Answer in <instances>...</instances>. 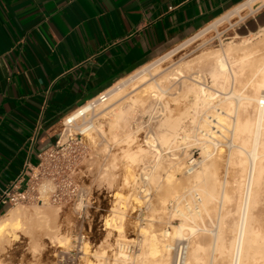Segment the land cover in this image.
<instances>
[{
	"label": "bare ground",
	"instance_id": "1",
	"mask_svg": "<svg viewBox=\"0 0 264 264\" xmlns=\"http://www.w3.org/2000/svg\"><path fill=\"white\" fill-rule=\"evenodd\" d=\"M262 4L264 0H243L206 24L194 36L186 38L174 49L137 68L99 96L72 110L64 118V124L73 125L79 119H87L101 106L105 104L108 106L110 103L113 107L110 109L108 106L109 110L107 109L106 113L111 117V121L109 120L111 132L116 139L128 143V147L123 149L125 156L132 162H139L140 158L146 160L150 155H152L150 158L153 157L150 160L153 164L145 165V173H142L148 182L161 184L159 171L164 167L169 168L166 181L170 186L174 179L178 181L175 174L183 166L187 176V173H191L189 178L193 183L192 187L200 195L195 204L199 201L200 204L196 206L194 204V207L191 204L184 206L185 208L179 204L175 211L182 218L180 224H174L172 231L169 229L162 231L163 236L172 233L173 237L178 238L198 230L195 228L196 224L193 225L190 221L197 223L204 218V212H208V205L216 197L221 195L227 201L234 199V194L220 190L218 161L212 151L219 145L214 143V140L218 141L220 136L230 138L232 149L227 156L238 168L239 177L235 182L236 188L242 190L241 196L233 208L219 212L217 226L214 233L212 232L214 236L211 235L213 238L210 243L206 244V241L199 239L193 241L187 253L186 264H220L217 262L218 258L221 264H264V228L262 229V225L255 222L253 213L264 193V47L229 42L225 43L227 45L224 49H221L222 47L203 49V52L189 59L182 57L183 60L173 67L167 64L164 68L163 62L165 64L168 60H172L179 51L204 38L210 32H220V27L224 25L228 26L225 30L231 28L236 30L240 22L258 10ZM260 33L264 34V27L258 35ZM262 39L260 41H263ZM242 42H250V39H243ZM240 49H242L240 56L232 53ZM206 76H210L214 87L224 89L222 93L223 96L225 94L224 97L218 92L217 96L220 94V98L217 99L214 95L217 88L214 92L211 91L212 85L207 84ZM171 102H175L182 112L175 113ZM137 109L150 115L151 130L145 136L147 137L145 144L138 143L135 147H131L136 142L138 136L136 132L142 126L141 121L137 122L136 131L130 126L134 111ZM101 127L102 123L96 124L95 120H90L80 126L79 131L90 134ZM193 137L200 141L204 158L198 162L189 155L188 164L182 165L180 155L174 148L179 144L180 139L190 140ZM225 139L222 137L220 140L225 141ZM165 153H168L167 160L162 158ZM189 191H192L191 187ZM43 204L45 203H39V206ZM232 215L237 217L229 221ZM21 223L19 210L11 209L4 213L0 217V238L6 235L10 238L17 236L15 230ZM118 227L122 235V225ZM151 227L149 226V229ZM151 230L142 229L143 241L148 248L143 256L138 258V264H151V262L167 264L165 252L171 245L165 243L159 234ZM227 233H231L232 237L228 239ZM38 243L39 240L36 244ZM85 249L87 253V244ZM128 255L125 253V258ZM220 257L223 259L221 260ZM87 261V264H100L92 258Z\"/></svg>",
	"mask_w": 264,
	"mask_h": 264
},
{
	"label": "crops",
	"instance_id": "2",
	"mask_svg": "<svg viewBox=\"0 0 264 264\" xmlns=\"http://www.w3.org/2000/svg\"><path fill=\"white\" fill-rule=\"evenodd\" d=\"M242 1L0 0V192L68 113Z\"/></svg>",
	"mask_w": 264,
	"mask_h": 264
},
{
	"label": "rangeland",
	"instance_id": "3",
	"mask_svg": "<svg viewBox=\"0 0 264 264\" xmlns=\"http://www.w3.org/2000/svg\"><path fill=\"white\" fill-rule=\"evenodd\" d=\"M263 11L264 4L255 12L249 14L247 16L248 19L246 18L240 22L236 30L232 28L225 30L228 26L224 25L225 27H220V32H210L204 38L193 42L187 48L179 51L172 60H168L165 64L163 62V67L165 68L167 64L173 67L177 65L179 61L187 57L189 59L203 52L205 49H218L219 47L224 49L229 42L245 46L260 45V47H264V34L260 33V35H258L264 26L256 27L252 25V20H254L258 13H262ZM245 14L247 13L245 12ZM254 26L256 28H254ZM200 30L191 36H194ZM212 36L214 37L212 38ZM247 38L250 39V42L243 43L242 40ZM261 39L263 41H260ZM178 44L172 46L164 53L174 49ZM232 53L240 56L242 49ZM182 57L184 58L182 59ZM177 59L178 61H176ZM173 62L175 63L173 64ZM206 78V81H208L207 84L211 86L212 80L210 76H206ZM216 88L217 87L212 85L211 91L214 92ZM218 88V91L216 90L214 94L217 99L220 96V94L217 96L218 92L221 93V95L224 93V89L222 90L220 87L221 89L219 88V90ZM224 96L222 95L221 97ZM111 105L110 103L108 105L110 109L113 107ZM171 105L175 113L182 112V110L177 108L175 102H171ZM108 106L107 104L101 106V110L98 109L87 119H79L77 123L73 125L63 123L61 131V133H63V138L69 136V134H73L74 136H78V142L82 144L81 148L84 150V156L79 165V172L75 177L88 190L91 198L94 199L95 202L88 208L86 214L82 217H79L78 212L70 205L59 206L45 203L39 206V203H30L8 206L4 213L11 209L19 210L21 212L22 223L15 230L17 236L10 238V236L6 235L0 238V264H60V258L74 246L73 237L78 231H84L88 234V238H85L83 243V264H87L89 258L100 262V264H138V258L142 257L144 251L148 248L147 244L143 241L144 234L142 233V229L144 228H147L149 231L152 229L151 231H155L165 243H169L170 245L179 239L188 240V251H190L194 240H204L206 244L212 241L214 236L212 232L214 233L216 229L219 212H224L225 209L233 208L237 200H239L242 191L236 188L235 181L239 177L238 168L227 156L229 155L230 149H232L230 138L228 139L224 136L218 138L221 144L224 140L220 139H222V137L223 139L226 138L228 142H226L227 140L225 139L223 144L225 143L224 145H226V147L231 146L230 148H226L223 144L221 145L216 139L214 143L219 144L220 147L216 144L218 149L214 147L213 149H216V152L214 153V150L212 151L213 156L216 155L215 159L218 161V168H216L221 181L220 190H225L234 194V199L232 201H227L224 200L221 195L216 197L208 205V212H204V218L200 219L197 223L190 221L191 224H196L195 228L199 231L197 230L194 233H189L185 235V237L180 238L173 237L172 233L169 236H163V230L169 229L172 231L173 225L180 224L181 222V216L177 215L175 211L178 205L180 204L182 207H186L192 204V207H194V204L199 200L198 197L200 195L197 193L198 191L192 187L193 183H191L192 181L189 178L191 173H187V176L185 170H183V166L180 171H176L177 173L175 172V177L178 181L174 179L172 186H170L166 181V173L169 171V168L166 166L167 168H161L159 171L161 175V184L148 182L144 177L145 175H143L145 173L144 166L150 163L153 164V162L150 161L153 158H150L152 155L146 158L147 161L144 158H140L139 162H132L130 158L125 156L123 149L128 147V143L113 137L114 135L111 132L112 128L110 124L111 117L106 113L109 110ZM149 117L150 115L143 112L141 109L134 111V117L130 126L134 131L137 130V122L141 121L142 126L140 130L136 132L138 136L136 142H134L131 147H135L138 143L145 144V138H147L145 136H147L149 134L148 131L151 130L150 125L152 120L150 118L149 121ZM90 120H95L96 124L102 123V127L99 128L101 131L97 129L98 131L95 130L90 134L81 133L79 127ZM178 143L174 149L179 153L183 163L182 165L188 164L189 155H192L198 162L204 158L202 145L200 141L194 137L190 140L180 139ZM167 157L168 153H165L162 158L166 159ZM146 182H148V184ZM190 187L192 191H189ZM199 202L195 204V206L199 205ZM216 211L218 214H215L217 213ZM253 213L256 219L255 222L259 223L260 226L262 225L261 228L263 229L264 193L261 195V202L254 209ZM214 216L216 217L215 220ZM209 217L213 220L211 221ZM235 217H237V215L230 216L229 221ZM120 224L122 225V235L118 227ZM150 224H153L152 227ZM208 225H212V227H208ZM149 226L151 229H149ZM211 235L213 236L211 237ZM231 237V233H227V238L229 239ZM38 240L39 243L36 244ZM86 244L88 245L87 253L85 249ZM125 253H128L130 256L128 255V257L125 258ZM165 258H167V264H172L173 256L170 248L166 249ZM220 259L222 260L223 258L220 257ZM218 260L219 258L217 262L221 264ZM222 262L224 263V261ZM151 264L158 263L151 262Z\"/></svg>",
	"mask_w": 264,
	"mask_h": 264
},
{
	"label": "built area",
	"instance_id": "4",
	"mask_svg": "<svg viewBox=\"0 0 264 264\" xmlns=\"http://www.w3.org/2000/svg\"><path fill=\"white\" fill-rule=\"evenodd\" d=\"M99 96V95H98ZM78 136L69 134L39 153L37 162L26 160L21 171L0 192L3 207L30 203L70 205L79 217L95 202L88 190L76 179L84 150ZM74 246L60 258V264H83L84 240L88 234L78 231ZM172 264H186L188 240H177L171 247Z\"/></svg>",
	"mask_w": 264,
	"mask_h": 264
}]
</instances>
